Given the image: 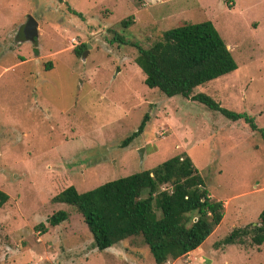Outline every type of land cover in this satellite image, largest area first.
I'll use <instances>...</instances> for the list:
<instances>
[{"label": "rangeland", "instance_id": "374dc122", "mask_svg": "<svg viewBox=\"0 0 264 264\" xmlns=\"http://www.w3.org/2000/svg\"><path fill=\"white\" fill-rule=\"evenodd\" d=\"M26 15L36 21L34 41L18 34ZM202 20L235 68L190 94L243 113L263 136L246 121L143 84L136 47L180 21ZM80 43L88 44L82 60L73 52ZM144 112L143 130L120 146ZM262 138L264 0H0V190L8 196L0 207V264H153L136 239L96 250L80 215L50 198L67 185L80 192L180 152L223 209L196 248L166 264H264V241L215 245L264 210ZM57 209L67 218L50 226Z\"/></svg>", "mask_w": 264, "mask_h": 264}, {"label": "trees", "instance_id": "16d2710c", "mask_svg": "<svg viewBox=\"0 0 264 264\" xmlns=\"http://www.w3.org/2000/svg\"><path fill=\"white\" fill-rule=\"evenodd\" d=\"M63 4L67 12L78 15L66 2ZM82 48L84 44L80 43L73 47V52L80 54ZM32 51L36 53V48ZM133 61L143 74L146 87L155 88L164 96L189 97L228 120L248 122L251 130L263 136L243 113L219 106L202 92L190 94L195 86L235 68L228 48L209 20L180 21L161 31L146 47H136ZM147 119L144 112L135 129L119 145H126L139 134ZM7 198L0 190V207ZM50 201L67 204L80 215L96 250L126 238L136 239L135 243L147 248L153 264H166L196 248L217 225L223 209L220 200L208 195L201 176L183 152L80 192L67 185ZM66 218L67 212L57 209L47 217V223L54 226ZM38 227L44 232L41 224ZM263 241L262 209L255 222L231 228L215 245L259 246Z\"/></svg>", "mask_w": 264, "mask_h": 264}, {"label": "water", "instance_id": "95a60500", "mask_svg": "<svg viewBox=\"0 0 264 264\" xmlns=\"http://www.w3.org/2000/svg\"><path fill=\"white\" fill-rule=\"evenodd\" d=\"M19 37H22L23 40H30L34 41L36 37V21L30 17L29 15H26L24 22L19 26ZM85 49L88 47V44L84 45ZM82 50L79 54V59L82 60L84 54L86 53V50ZM142 148L139 147L136 149V153L138 155V162L141 161L142 156Z\"/></svg>", "mask_w": 264, "mask_h": 264}, {"label": "built area", "instance_id": "2783aa9c", "mask_svg": "<svg viewBox=\"0 0 264 264\" xmlns=\"http://www.w3.org/2000/svg\"><path fill=\"white\" fill-rule=\"evenodd\" d=\"M141 3H144V2H150V3H153L155 0H139ZM143 5H146V4H143Z\"/></svg>", "mask_w": 264, "mask_h": 264}, {"label": "crops", "instance_id": "0c3cea01", "mask_svg": "<svg viewBox=\"0 0 264 264\" xmlns=\"http://www.w3.org/2000/svg\"><path fill=\"white\" fill-rule=\"evenodd\" d=\"M187 253H190V251H188Z\"/></svg>", "mask_w": 264, "mask_h": 264}]
</instances>
